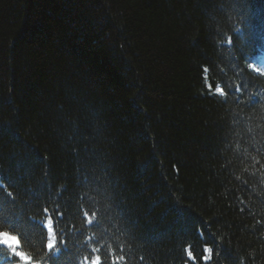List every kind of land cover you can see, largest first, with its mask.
I'll use <instances>...</instances> for the list:
<instances>
[{
    "label": "trees",
    "instance_id": "obj_1",
    "mask_svg": "<svg viewBox=\"0 0 264 264\" xmlns=\"http://www.w3.org/2000/svg\"><path fill=\"white\" fill-rule=\"evenodd\" d=\"M262 62L264 0H0V264H264Z\"/></svg>",
    "mask_w": 264,
    "mask_h": 264
},
{
    "label": "snow or ice",
    "instance_id": "obj_2",
    "mask_svg": "<svg viewBox=\"0 0 264 264\" xmlns=\"http://www.w3.org/2000/svg\"><path fill=\"white\" fill-rule=\"evenodd\" d=\"M55 247L56 245L53 244L52 248L50 249V251L52 250H55ZM13 251L15 254H17L18 256L21 257V259L25 262V264H33V257L29 256L28 254L26 253H22V252H19L17 251L16 248H13ZM210 251V250H209ZM99 261H100V264H102V260H101V257H98Z\"/></svg>",
    "mask_w": 264,
    "mask_h": 264
},
{
    "label": "clouds",
    "instance_id": "obj_3",
    "mask_svg": "<svg viewBox=\"0 0 264 264\" xmlns=\"http://www.w3.org/2000/svg\"><path fill=\"white\" fill-rule=\"evenodd\" d=\"M13 239V242H16L17 240H18V238L16 237V238H12Z\"/></svg>",
    "mask_w": 264,
    "mask_h": 264
},
{
    "label": "rangeland",
    "instance_id": "obj_4",
    "mask_svg": "<svg viewBox=\"0 0 264 264\" xmlns=\"http://www.w3.org/2000/svg\"><path fill=\"white\" fill-rule=\"evenodd\" d=\"M261 70H264V68H261Z\"/></svg>",
    "mask_w": 264,
    "mask_h": 264
}]
</instances>
